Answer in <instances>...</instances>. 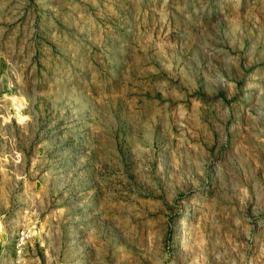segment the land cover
I'll use <instances>...</instances> for the list:
<instances>
[{
	"label": "rangeland",
	"instance_id": "1",
	"mask_svg": "<svg viewBox=\"0 0 264 264\" xmlns=\"http://www.w3.org/2000/svg\"><path fill=\"white\" fill-rule=\"evenodd\" d=\"M8 262L264 264V0H0Z\"/></svg>",
	"mask_w": 264,
	"mask_h": 264
},
{
	"label": "built area",
	"instance_id": "2",
	"mask_svg": "<svg viewBox=\"0 0 264 264\" xmlns=\"http://www.w3.org/2000/svg\"><path fill=\"white\" fill-rule=\"evenodd\" d=\"M32 239L33 233L30 228L22 229L17 233L14 239V251L19 258L22 256L25 248L28 246Z\"/></svg>",
	"mask_w": 264,
	"mask_h": 264
},
{
	"label": "crops",
	"instance_id": "3",
	"mask_svg": "<svg viewBox=\"0 0 264 264\" xmlns=\"http://www.w3.org/2000/svg\"><path fill=\"white\" fill-rule=\"evenodd\" d=\"M12 243H13L12 248L14 250V241ZM7 264H13V263L12 262H8Z\"/></svg>",
	"mask_w": 264,
	"mask_h": 264
}]
</instances>
